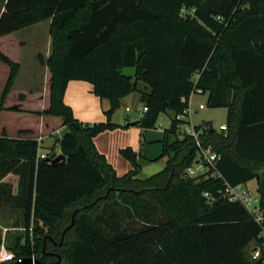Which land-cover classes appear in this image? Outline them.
Returning a JSON list of instances; mask_svg holds the SVG:
<instances>
[{
	"label": "trees",
	"instance_id": "trees-1",
	"mask_svg": "<svg viewBox=\"0 0 264 264\" xmlns=\"http://www.w3.org/2000/svg\"><path fill=\"white\" fill-rule=\"evenodd\" d=\"M45 20L53 48L39 60L52 75L50 106L36 114L61 118L65 131L56 140L60 155L53 147L45 159L37 140L0 137V210L17 214L13 228L22 231L0 229V248L16 260L60 255L61 264H264V252L253 260L249 250L261 246L263 227L221 195L225 183L256 181L264 210V0H7L0 37ZM0 61L11 69L1 113L21 67L1 52ZM74 80L110 102L107 122L75 118L64 101ZM197 89L208 94V108L229 112L226 133L196 127L202 145L221 156L220 179L187 175L199 152L193 137L169 141ZM133 93L148 108L140 128L155 129L163 114L171 120L161 142L166 167L144 180L132 149L121 153L133 170L118 177L94 144L117 128L112 115ZM10 174L16 190L4 182ZM114 200L145 227L118 232L105 210ZM101 222L117 233L106 235Z\"/></svg>",
	"mask_w": 264,
	"mask_h": 264
},
{
	"label": "crops",
	"instance_id": "crops-1",
	"mask_svg": "<svg viewBox=\"0 0 264 264\" xmlns=\"http://www.w3.org/2000/svg\"><path fill=\"white\" fill-rule=\"evenodd\" d=\"M6 1L0 0V16L5 12ZM50 27L51 20H45L0 37V52L21 67L15 83L4 101V110L0 113V137L6 135L11 139H34L37 141L42 138V142H39L41 149L49 136L55 133L57 137L59 136L61 129L56 127L62 126L61 118L36 114L50 106L52 75L49 68L39 60V56L47 60L52 54L53 41ZM10 72V67L0 61V101ZM129 97L130 95L124 99ZM64 101L73 110L75 118L81 122L89 124L107 122L106 112L110 110L111 104L108 100L97 97L93 93V85L89 82L71 81L68 84ZM19 116H30V119L26 124L20 123L19 127L15 124L16 128L11 132L10 123L17 122ZM111 122L117 127H124L115 122L113 118H111ZM137 123H129L125 127L138 126ZM62 128L64 127L62 126ZM152 130H156V128ZM106 136H97L94 139V144L98 152L109 160L112 153L115 152V142L106 138L102 139ZM4 182L12 183L16 190L18 177L10 174L4 179Z\"/></svg>",
	"mask_w": 264,
	"mask_h": 264
},
{
	"label": "rangeland",
	"instance_id": "rangeland-1",
	"mask_svg": "<svg viewBox=\"0 0 264 264\" xmlns=\"http://www.w3.org/2000/svg\"><path fill=\"white\" fill-rule=\"evenodd\" d=\"M126 74L133 75V69H126ZM143 87V86H141ZM208 94H195L192 99L190 106L191 111V122L188 120V125L194 127H202L208 122L213 123V127L216 131H220V127L228 122V109L226 108H208L207 106ZM200 105H204L205 109L200 110ZM143 104L140 102L139 93H133L129 98L121 101L120 107L112 116L113 120L121 126L109 131H104L98 136L103 137L102 139H107L115 142V152L112 153L109 158L108 163L113 167L118 177H123L133 169V165L129 159H127L122 153L121 150L132 149L137 158V163L140 165V172L138 177L142 180L147 179L155 174L160 173L167 161V157L160 158L162 154V144L160 141L164 139V132L170 128L171 120L170 117L166 114L160 116L156 130H143L138 126L125 127L129 123H136L140 121L143 116ZM129 109L130 111H127ZM30 119V116H19L18 121L10 123V131L15 130V124L19 127V124L24 122L26 124ZM58 119V118H57ZM62 120V119H61ZM190 122V123H189ZM62 123V122H61ZM163 125V128L160 126ZM17 127V128H18ZM182 127L185 128V125ZM60 128L59 136L53 134L49 136L42 145L41 153L49 154L50 150L55 147L54 154L60 155L59 146L56 144L57 138L62 136L64 128ZM106 133V134H104ZM108 133V134H107ZM184 137L175 134L169 136L170 143L174 142L176 139L182 140ZM249 187L256 191L257 183L256 181H251ZM107 214L109 215L111 221L116 224L118 227V232H127V233H136L145 227V224L142 221L134 219L123 204L119 201H111L105 207ZM17 214H13L9 211L0 210V229L3 231V235L6 233H22L21 230L13 228L16 223ZM163 216L159 213H156L154 216V221H162ZM100 229L108 236H114L117 232L108 228L105 222L100 223ZM257 245L253 243L249 250L252 253L255 250ZM252 257V256H251ZM0 263H2L0 261Z\"/></svg>",
	"mask_w": 264,
	"mask_h": 264
},
{
	"label": "built area",
	"instance_id": "built-area-1",
	"mask_svg": "<svg viewBox=\"0 0 264 264\" xmlns=\"http://www.w3.org/2000/svg\"><path fill=\"white\" fill-rule=\"evenodd\" d=\"M194 10L190 11L189 13L192 15L194 14ZM195 94H202L204 92L201 89H197L194 91L190 98H189V108L180 115L176 116L177 121H183L178 125L177 133L178 135L185 137L191 136L195 139L197 147L199 148L198 156L193 162V164L186 170L187 175L192 177H197L200 175H208L207 177L211 178H222V175L218 171V164L221 160V156L214 150L213 146L204 147L200 140L201 131L197 130L196 127L192 126L191 124L188 125L187 121L191 122V111L190 106L192 103L193 96ZM200 110L205 109L204 105H200ZM127 111H130L127 109ZM148 111L147 107L143 108V112ZM189 122V123H190ZM185 125V128L182 127ZM163 128V125L160 126ZM227 125L224 124L220 127L221 133H226ZM38 142H42V138L39 139ZM39 158L45 159L47 158V154L41 153L39 151ZM221 195L224 199L228 200L231 203H241L253 216L254 220L260 224L263 229L260 234L261 246L256 248L252 251L251 256L253 260H258L262 256V252H264V210L261 209L260 206V197L256 191H253L248 183L247 184H239L236 186H232L228 183L224 184V189L221 191ZM204 196L207 199H212L211 195L208 193H204ZM19 260V259H18ZM0 261L1 262H12L15 263L16 257L15 255L8 251L5 245H2L0 248Z\"/></svg>",
	"mask_w": 264,
	"mask_h": 264
},
{
	"label": "water",
	"instance_id": "water-1",
	"mask_svg": "<svg viewBox=\"0 0 264 264\" xmlns=\"http://www.w3.org/2000/svg\"><path fill=\"white\" fill-rule=\"evenodd\" d=\"M134 124H136V123H134ZM207 126L209 127V130L211 132L215 130L212 122H208ZM64 159H65V156L61 155L54 162H59V161L64 160ZM72 224H74V221ZM65 233H66V231L64 232V235H65ZM64 235H63V237H64ZM61 263H62V257L60 255H57V261H55V262H43L37 258H23V259L17 260L13 264H61Z\"/></svg>",
	"mask_w": 264,
	"mask_h": 264
}]
</instances>
